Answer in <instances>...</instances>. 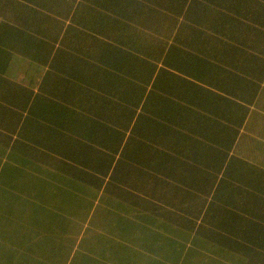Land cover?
Instances as JSON below:
<instances>
[{
	"label": "trees",
	"instance_id": "1",
	"mask_svg": "<svg viewBox=\"0 0 264 264\" xmlns=\"http://www.w3.org/2000/svg\"><path fill=\"white\" fill-rule=\"evenodd\" d=\"M4 1L5 8L12 3ZM49 1L52 0H29L17 10L25 19V29H21L19 37L21 47L42 59L38 68L46 66L38 89L13 77L8 67L14 52L10 42L18 40L17 32L10 29L11 25L0 24V150L3 154L17 148L15 154L23 162L31 159L46 173L44 166L52 165L58 168L57 172H65L70 180L84 181L85 191L92 194L108 187L109 178L123 167L141 187L151 190L150 195L162 199L158 204L161 210L155 212L157 217L153 215L155 206L148 208L160 225L183 229L177 221L179 216L166 208V203L188 208L189 213L194 212L193 224L200 223L198 232L203 240L240 253L244 264H264V169L251 165L245 170L244 181H240L238 171L244 168L240 159L231 155L232 160L221 166L226 176L221 178L224 184L216 183L209 175L210 161L215 160L209 152L205 154L209 161L197 164L195 153L187 154L191 160H186L179 158L176 150L194 148L197 142L207 143L210 148L225 145L231 150L233 147L237 130L232 128L234 135L229 137L226 134L231 139L225 144L220 133L211 137L208 135L211 132L202 130L209 129L210 123L202 126V120L194 118L208 119L204 111L215 96L220 99L221 107L223 100L227 102L222 109L229 114L231 122L244 119V112L238 115L232 102L239 103L246 96L256 95V83L259 85L264 80V48H260L264 47V0H93L78 13L74 9L76 1L72 0L69 13H77L74 20L94 28V35L86 29L91 41L89 38L83 41L75 24L68 25L66 32L57 31ZM99 2L106 4L107 12L97 9ZM40 5L47 9L39 8ZM153 22L165 23L171 43L144 32V26ZM161 58L166 65L155 61ZM177 61L181 73L169 69ZM180 62L186 65L179 67ZM227 72L230 74L225 78ZM222 90L234 97L225 98ZM19 103L26 105L25 113L17 111ZM181 119L186 122L182 123ZM212 127L218 131L213 122ZM151 128L154 134L158 132L155 140L159 144H172L171 151L158 146L143 147ZM61 143L63 149L59 147ZM178 143L181 146L173 145ZM203 161L205 165L201 164ZM190 177L194 181L190 182ZM243 182L248 187L243 189ZM252 183H258L257 192H251L255 189ZM215 185L217 189L221 187L219 193L215 190L207 206L203 201L199 204L197 199L205 195L202 188L210 193ZM156 189L162 191L157 194ZM110 191L114 203L119 202V197L125 198V192H131L126 198L134 194L126 187ZM250 194L255 196L251 201ZM215 197L220 202L216 204V214L208 219L209 225H202L201 221L208 218L204 212ZM249 212L257 217L254 213L249 217ZM260 214L262 218L258 217ZM43 216L42 221L51 220L48 213ZM250 221L256 222L249 224ZM76 241L84 244L82 231ZM48 259L41 261L46 264ZM18 260L21 263L24 258L15 261Z\"/></svg>",
	"mask_w": 264,
	"mask_h": 264
},
{
	"label": "rangeland",
	"instance_id": "2",
	"mask_svg": "<svg viewBox=\"0 0 264 264\" xmlns=\"http://www.w3.org/2000/svg\"><path fill=\"white\" fill-rule=\"evenodd\" d=\"M11 1L12 3L8 4L7 8L4 7V0L0 2V24L11 25L12 27H10V29L16 30V37L18 38V40L12 39L10 42L11 50L14 52L8 67L15 79L23 81L38 89L40 80L42 79L41 76L46 66L38 68V64L42 62V59H38L33 55L32 50L28 49L27 51L26 47H21V42L19 40L20 33L22 32L21 29H25V19L23 17L24 14L17 10L23 7V4H25L26 1L29 2V0ZM75 1L74 9H76L77 13L81 11L85 5L94 2L93 0ZM48 3L53 6L50 12L52 10V18L57 22L56 24H58L57 31L59 29V31L62 30L66 32L70 27L68 25L75 24L80 28L83 41L91 38V35L86 34V29H89V33L91 34L92 32L94 35V28H87L84 23L77 22L73 19L76 18L77 13H69L73 5L72 0H52ZM42 6L43 5H40L38 7L47 9ZM97 9L102 12H107L106 4L100 2L97 4ZM44 11L45 13H49L48 10ZM44 26L46 25L44 24ZM165 31V23H160L159 25V23L153 22L152 25L144 26V32L151 33L153 36H158L160 39L164 38L167 43H171L172 38L170 39L167 35L169 30ZM35 32L39 34L38 31ZM170 33L172 32L170 31ZM61 38L60 36L56 40L57 45H59ZM79 39H81V37H79ZM161 42L162 44L165 43L162 40ZM89 60L92 61L93 59L90 58ZM155 61L159 63V65H166L163 58L155 59ZM178 61L173 64L176 70H174L173 67H168L172 71L181 73L182 71L177 65ZM185 65L186 62L179 63V67H184ZM229 74L228 72L224 73L225 78H227ZM220 79L223 78L219 77V80ZM247 82L248 81H246V83ZM259 83V85L256 83L257 88H255L257 92L253 98L258 99L260 104L264 105V80L259 81ZM226 88L229 89V87ZM215 89L220 90L219 88ZM222 92H224L225 98L227 99L234 97L229 91L227 93L222 90ZM201 93L204 95L203 91ZM245 99L248 100V96H246ZM238 102L239 103L232 102L233 106H236L237 112L239 106L245 108L243 100H238ZM22 104L23 103H19L16 108L20 113H25L27 110L26 105ZM207 105L208 108L204 113L209 116L208 119L203 120L197 119L196 117L194 118L196 119L195 121L202 120L200 123L202 126H206L210 123L209 129L203 127L202 130H207L209 133L211 132L208 134L211 137H217L220 133L223 139L221 142L225 144L230 143L229 139L231 138L228 139L226 134L228 137L230 134H233L231 130L237 126L236 122H231V118H229L230 122L227 123V125L218 122L219 120L224 121L227 119V112L220 106V99L218 97L214 96ZM247 112L248 116H250V123L248 126L255 125V123L259 125L261 123L262 127H264V120L257 121V111L249 112V108H247ZM215 118L218 121H216ZM150 121L151 120L147 119L148 125L152 126V122ZM181 121L182 123L186 122L184 119H181ZM212 122L213 125L215 124L217 127V132L214 131ZM153 128L163 132L158 127ZM261 132L262 138H264L263 128L262 131L254 135L256 140L252 141L251 145L252 147L255 146L258 148L261 154H264V142L260 145L257 140L260 138ZM149 133L150 134H147L148 136L145 138L146 143H143V147L150 145L153 149L155 147L157 148V146L163 147L164 150L168 149V151L173 149L172 144L170 146L159 144L156 141L158 140V132L154 134L152 128L149 130ZM161 135H163V133H161ZM62 145L63 143H61L59 147L62 148ZM173 145L178 147L181 146L179 143ZM205 145V148L201 147ZM193 146L197 151L192 150L194 148H176L177 156L180 155L179 158L191 160V158L186 155L195 153L198 157L200 156V159H197L198 157L196 158L198 164L202 160L209 161L205 159L206 152H209L211 156L215 157L214 161H210L212 164L209 175L213 180H216V183L220 182L224 184L223 181L225 180H221V178H225L226 176L221 166L232 160L231 156H227L228 151L230 154L231 150L225 145L211 146L210 148L207 143L201 142H197L193 144ZM7 149L8 148L5 150ZM189 150L192 151L188 152ZM239 150L241 149H237V151ZM247 150L248 149H244L241 152L249 154L251 151ZM16 151L17 148H15L14 151L12 150V153L8 151L3 154L0 150L1 264H18L15 258H23L31 253H33V257L36 258L33 260V264H45V261H41L45 258L50 259L49 263L46 264H244L243 260L241 261V257H239L240 253H234L230 248L218 246L212 242L203 240L198 232L200 223L197 226L193 224L196 221L194 220V212L189 213L188 208H179L176 205L172 206V204L166 203L165 207L175 211L177 216H179L180 219L177 221H179L178 224L182 225L183 229H173L168 224L160 225V221L158 222L156 218H153L151 215L152 211H149L148 208L155 206L153 215L157 217L155 212L161 210V206L158 204H161L162 199L150 195L151 190L146 189V186L141 187L140 182H135V178L129 176L131 172L122 170L123 167L121 166L118 172L115 171L113 173L114 177L109 178L110 183L108 187L106 185V189L103 188L102 192H95V194H92L85 191L84 181L70 180L65 176V172H57L55 169L58 168H52V165L44 166L47 171L46 173L38 168L37 163H33L31 159H25L23 162L22 157L15 154ZM201 154H203L204 158ZM232 156L235 158L237 157L235 155ZM204 161L201 163L202 165H205ZM262 161L264 165V157ZM131 163L133 162L131 161ZM176 166L178 167L177 169H180L178 165ZM255 166L259 169H264V166L261 167V164ZM241 167H243L244 170L238 171V177L241 176L239 180L244 181L247 163H243ZM149 168H152V166ZM159 175H161V173L159 174L158 171L157 176L159 177ZM189 179L190 182L194 181L192 177ZM176 183V181H173V184ZM128 184H131L134 188H130ZM247 184L248 183L243 182V186L241 187L244 189L248 187ZM252 185L255 189H252L251 192H257L258 189H260L256 186L258 183H252ZM122 187L133 190L134 194L126 198L127 194H131V192H125V198L119 197L117 198L119 202L114 203L110 198V190ZM153 187L155 188V186ZM190 188L192 189L193 186H190ZM202 189L206 196L202 192L203 195L197 199V202L202 204L203 201V204L205 202L204 205L207 206L206 204L211 200L215 190L219 193L221 187L217 189L215 185L212 192H210L212 193L211 196H207L209 192L204 191V188ZM161 191V189L155 190L157 194ZM106 194H108V197ZM96 195L98 196L96 197ZM178 195H180L179 191ZM254 197L255 196H251L250 194L248 200L251 201ZM90 200H93L91 204ZM218 200L219 199L215 197L212 204L208 206L207 211L204 212L207 213L208 218L201 221L202 225H209L208 219L214 218L213 216L216 214L217 208L216 204L220 205ZM193 201L194 199H192V202ZM223 208L225 209V207ZM193 209L194 204H191L190 210ZM221 212L225 217L222 208ZM47 213L51 220L42 221L41 219L44 218L43 215H47ZM253 213L254 212H249V217H253L254 215L257 217V214L254 213L253 215ZM258 217L262 218V214ZM189 221L190 225L188 224ZM255 222L256 221H250L249 224ZM81 231L84 238L83 245L78 244V241H76ZM75 241L76 243H74Z\"/></svg>",
	"mask_w": 264,
	"mask_h": 264
},
{
	"label": "crops",
	"instance_id": "3",
	"mask_svg": "<svg viewBox=\"0 0 264 264\" xmlns=\"http://www.w3.org/2000/svg\"><path fill=\"white\" fill-rule=\"evenodd\" d=\"M208 95L209 93L206 94V96ZM243 102H244L243 105H245V108H243L242 106H239L238 115L240 114V112H244L245 116L243 115L244 116V119H242L243 121L240 120L236 122L237 126L234 127V129L237 130V136H236L235 143L233 147L231 148V152L228 156L235 155L239 157L241 166L243 165V163H247V169H249L251 165L255 166L258 164H261L262 165L261 167H263L264 165H263L262 158L264 157V154H261L260 151H258V148H256L255 146L252 147L251 142L256 140L254 135L262 131L264 127H262L261 123L259 125L255 123V125L248 126V124L250 123V119H249L250 116H248L247 108H249V112L257 111L256 112L257 121L264 120L263 118L264 117V111H263L264 105L260 104V101H258V99H254L253 97H250V96H248V100L243 99ZM225 105H227V102L223 100L222 107H224ZM229 118H230L229 114H227V119H225L224 121H221V120L218 121L216 120V118L215 120L221 123H225V125H227V123L230 122ZM257 140L259 141L260 145L262 142H264V138H262V132L260 134V138ZM237 149H241V150L237 151ZM244 149H248L247 151H251V152H249V154H246L245 152H241ZM208 195L211 196L212 193L211 194L208 193L207 196ZM26 257H23L24 258L23 262L20 263V261L18 260L17 263L18 264H33V253H31L30 255ZM23 258H15V260L23 259Z\"/></svg>",
	"mask_w": 264,
	"mask_h": 264
}]
</instances>
